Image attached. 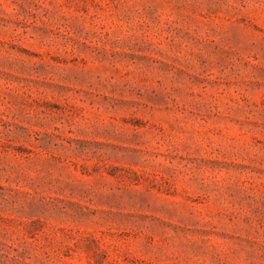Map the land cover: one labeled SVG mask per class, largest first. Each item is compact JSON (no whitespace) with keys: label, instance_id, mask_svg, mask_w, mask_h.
<instances>
[{"label":"rangeland","instance_id":"1","mask_svg":"<svg viewBox=\"0 0 264 264\" xmlns=\"http://www.w3.org/2000/svg\"><path fill=\"white\" fill-rule=\"evenodd\" d=\"M0 264H264V0H0Z\"/></svg>","mask_w":264,"mask_h":264}]
</instances>
